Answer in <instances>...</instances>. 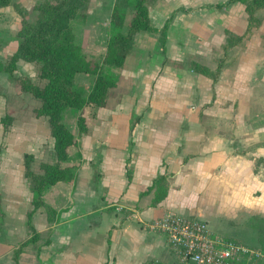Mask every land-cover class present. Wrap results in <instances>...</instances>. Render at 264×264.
<instances>
[{
  "label": "crops",
  "instance_id": "1",
  "mask_svg": "<svg viewBox=\"0 0 264 264\" xmlns=\"http://www.w3.org/2000/svg\"><path fill=\"white\" fill-rule=\"evenodd\" d=\"M98 1L85 18L97 17L100 38L87 51L101 57L111 10L94 12ZM107 1L112 8L116 0ZM245 7L239 0L148 3L157 30L137 31L124 63L103 66L117 76V99L85 106L82 130L79 109L63 110L76 140L62 161L72 177L46 186L39 206L24 153L43 161L45 152L54 155L44 116L20 122L16 139L0 136V264H193L151 226L169 211L258 249L262 255L249 264H264V8L248 30ZM131 16L127 8L123 30ZM231 35L242 37L229 43ZM10 40L14 50L17 40ZM83 40L76 44L85 52L91 36ZM17 65L31 68L22 58ZM93 80L89 72L74 75L84 96ZM160 174L165 194L158 198Z\"/></svg>",
  "mask_w": 264,
  "mask_h": 264
},
{
  "label": "trees",
  "instance_id": "2",
  "mask_svg": "<svg viewBox=\"0 0 264 264\" xmlns=\"http://www.w3.org/2000/svg\"><path fill=\"white\" fill-rule=\"evenodd\" d=\"M69 1L73 3L64 7L63 10L49 16L38 14L35 23L29 24L28 28H20L18 32L20 39L16 50L8 59V65L0 62V70L8 72L11 76L19 58L33 61L38 65L36 75L41 80V84L25 77L26 85L21 87L23 90L30 91L39 102L35 112L47 120L53 137L55 159L52 162L44 161L41 164L42 172L35 173L31 167L33 154L24 153L25 175L30 180L35 207L43 203L41 195L46 186L72 177V167L62 162L67 158L69 146L76 143L73 133L62 120L65 107L73 106L79 109L76 125L79 130L85 129L88 125L87 116L83 112L85 106L105 105L108 90L117 83V76L106 73L103 65L121 66L132 47L135 33L143 29L157 30L150 21L147 0H121V6L116 2L110 15L105 54L101 61L92 60L80 51L78 45L74 44L71 32L70 20L81 9L79 6L82 5L79 4H83V0ZM239 1L245 3L248 13L247 29L251 30L260 23L256 12L264 8V0ZM9 3L10 0H0V6H6ZM59 6L60 3L53 7ZM125 6L132 8V16L127 30L123 31ZM166 27L167 22L161 27L162 35ZM241 37L242 35H238L236 41H240ZM191 65L198 71L209 72L204 65L196 61H193ZM220 65L219 60L218 66ZM78 71L94 74L92 87L85 96L74 85V75ZM4 130H7V127ZM127 175L130 177L128 172ZM164 182L163 174L157 175L153 181V185L158 186V198L165 194ZM18 253L19 249L14 252L15 258L18 257Z\"/></svg>",
  "mask_w": 264,
  "mask_h": 264
},
{
  "label": "rangeland",
  "instance_id": "3",
  "mask_svg": "<svg viewBox=\"0 0 264 264\" xmlns=\"http://www.w3.org/2000/svg\"><path fill=\"white\" fill-rule=\"evenodd\" d=\"M102 1L103 2L100 3L99 7L98 6L95 7L94 12H110L111 10L112 13L114 5L112 6V8L111 7L109 8V6H107L108 1L107 0H102ZM152 1L153 0H147V3H151ZM98 2H99L98 0L96 1L83 0V4L81 3L79 4L82 6L80 7L78 5L79 8L81 9H79V11L75 14V16L70 20V23L72 27L71 32L73 34L74 44H76V42H81V40L83 39L85 40L87 38V33H88V35L91 36V42L87 44L85 43L86 40L85 41L83 40L84 48L86 49H84L85 52H83L80 46L78 45L80 51L89 58H91L92 60L101 61L105 52L101 57H99L94 53L87 51V49H89L88 47H91V45L93 46L92 44L93 40L96 41V38H100V33L96 32V30L94 29V26L97 22L96 21L97 17H95V19L85 18L87 12H89L94 7V3H96L97 5L99 4ZM116 2H118V5L121 6L122 3L121 0H116L115 3ZM58 3H60L59 7H53ZM70 3L73 2L69 0H10V3L8 5L0 6V62H2L5 65H8L7 64L8 59L16 50L18 41L20 39V36L18 35L20 28L22 27L28 28L29 24L35 23L38 14H41L43 16H49L50 14L63 10L64 7H66ZM221 6L222 5L219 6V4H217V7H221ZM127 8L130 9V13L132 14V8L130 6H125V12ZM260 10H258L257 11L258 13H256L258 14L257 15L258 17L260 16L259 13ZM84 19L85 20L88 19V21L86 20L87 22H85ZM124 25H125V21H124ZM108 26H110V23ZM126 26L128 27V25ZM126 30L127 28L125 27V30L123 31ZM108 35H109V27H108ZM160 36L162 37V33L161 35H159V37ZM10 39L17 40V45L14 50L12 48L13 44L10 42L11 41ZM234 39H236V37L231 35L229 37V42H231ZM95 46H97V44ZM131 51H132V47L126 57L130 56ZM230 55L235 57L237 53L234 50L231 51ZM28 62L31 63V68L27 72L21 70L20 67L17 65V62L16 65L14 66L12 76L9 75L8 72L0 70V136L2 135L5 137L9 135L10 132L12 137L16 139L23 131L18 128L20 122L32 120V117L34 116H38V118L43 120V118L39 117L40 115H37L35 112L36 111L35 109L37 108L39 102L33 97L30 91L23 90L21 87L26 85L25 77H29L33 80V82L41 84V80H39L36 75V69L38 65L33 61H28ZM106 73H110V72H106ZM75 87L78 90L82 88V87L78 88L76 85ZM116 91L118 90L116 89ZM116 91L114 90V87L108 90V95H107L108 103L109 102L113 103L114 100L117 99L114 96L116 94ZM69 107H73V106H69ZM44 120H46V118ZM44 122L47 123V120ZM39 125H44V124L40 122ZM6 127L7 130H4V128ZM47 127H48V123H47ZM1 147H2V143H0V150ZM45 157L47 159L46 161L55 159V156L50 155L49 152H45ZM43 162L44 161L42 158L40 159L33 158V160L31 161V167L33 168L35 173L42 172L41 164ZM207 198H209V196L206 195L202 196L201 202L202 203L208 202L209 200H207Z\"/></svg>",
  "mask_w": 264,
  "mask_h": 264
},
{
  "label": "built area",
  "instance_id": "4",
  "mask_svg": "<svg viewBox=\"0 0 264 264\" xmlns=\"http://www.w3.org/2000/svg\"><path fill=\"white\" fill-rule=\"evenodd\" d=\"M151 226L162 232L169 247L183 262L193 264H249L261 252L242 242L211 232L204 219L173 211Z\"/></svg>",
  "mask_w": 264,
  "mask_h": 264
}]
</instances>
